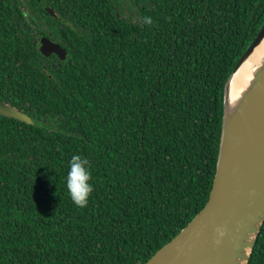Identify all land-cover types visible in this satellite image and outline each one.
Here are the masks:
<instances>
[{
	"label": "trees",
	"instance_id": "16d2710c",
	"mask_svg": "<svg viewBox=\"0 0 264 264\" xmlns=\"http://www.w3.org/2000/svg\"><path fill=\"white\" fill-rule=\"evenodd\" d=\"M263 25L264 0H0V104L34 121L0 115V264H146L172 241Z\"/></svg>",
	"mask_w": 264,
	"mask_h": 264
},
{
	"label": "water",
	"instance_id": "95a60500",
	"mask_svg": "<svg viewBox=\"0 0 264 264\" xmlns=\"http://www.w3.org/2000/svg\"><path fill=\"white\" fill-rule=\"evenodd\" d=\"M46 10L55 16L53 9ZM263 40L264 25L225 85L221 153L207 204L146 264H235L241 243L254 231L249 264L264 225V64L257 71L255 90L231 121L227 103L231 80ZM39 50L46 56L67 57L66 50L47 37L41 39ZM0 115L34 123L7 104H0Z\"/></svg>",
	"mask_w": 264,
	"mask_h": 264
},
{
	"label": "bare ground",
	"instance_id": "6f19581e",
	"mask_svg": "<svg viewBox=\"0 0 264 264\" xmlns=\"http://www.w3.org/2000/svg\"><path fill=\"white\" fill-rule=\"evenodd\" d=\"M264 64V40L254 50L247 61L235 74L229 84L227 117L231 121L235 118L245 100L253 93L257 86L261 66ZM258 71V72H257ZM254 231H251L245 240L241 243L235 264H246L247 256L250 252L252 242L255 237Z\"/></svg>",
	"mask_w": 264,
	"mask_h": 264
}]
</instances>
